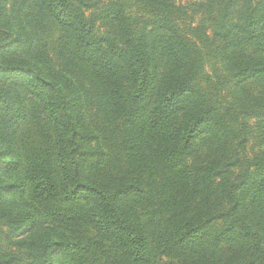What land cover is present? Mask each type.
I'll use <instances>...</instances> for the list:
<instances>
[{
    "label": "trees",
    "instance_id": "trees-1",
    "mask_svg": "<svg viewBox=\"0 0 264 264\" xmlns=\"http://www.w3.org/2000/svg\"><path fill=\"white\" fill-rule=\"evenodd\" d=\"M0 264H264V0H0Z\"/></svg>",
    "mask_w": 264,
    "mask_h": 264
},
{
    "label": "rangeland",
    "instance_id": "rangeland-1",
    "mask_svg": "<svg viewBox=\"0 0 264 264\" xmlns=\"http://www.w3.org/2000/svg\"><path fill=\"white\" fill-rule=\"evenodd\" d=\"M58 33H59L58 28L54 27L52 25V23L47 22V24L45 25V28L42 31V36L51 45V44H53L54 40L56 39ZM30 103H31V111H32L31 117L28 119V121H26L24 126L31 129L32 132H34V131L36 132L37 131L36 130L37 123L38 124L41 123V118H40L39 109H38V106L36 105V103H34L33 100H31Z\"/></svg>",
    "mask_w": 264,
    "mask_h": 264
}]
</instances>
